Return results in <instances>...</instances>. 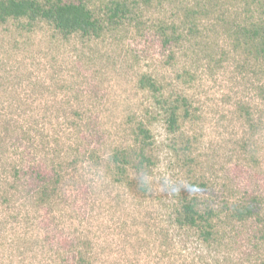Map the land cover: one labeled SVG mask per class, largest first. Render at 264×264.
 Returning <instances> with one entry per match:
<instances>
[{
  "label": "rangeland",
  "instance_id": "obj_1",
  "mask_svg": "<svg viewBox=\"0 0 264 264\" xmlns=\"http://www.w3.org/2000/svg\"><path fill=\"white\" fill-rule=\"evenodd\" d=\"M86 1L106 15L110 0ZM126 1L138 2L139 19L94 41L64 39L45 22L0 26V264H66L61 255L76 259L90 250L92 264H262L264 65L237 49L229 31L247 19L249 0ZM193 9L209 14L193 18ZM173 24L182 38L166 45L160 27ZM144 74L166 94L188 97L190 115L180 111L176 132L168 131L166 114L140 87ZM243 106L259 121L256 132ZM75 109L83 112V131L67 118ZM140 121L155 140L154 165L144 171L147 194L111 185L107 169L83 162L77 171L65 164L72 179L62 185L49 222L44 211L13 197L17 164L29 169L41 155L37 161L48 168L59 165L90 133L98 156L108 157L133 144ZM44 125L53 131L42 135ZM36 146L52 151L46 158ZM247 194L261 195L258 214L221 227L210 246L193 233L164 235L180 198L220 206Z\"/></svg>",
  "mask_w": 264,
  "mask_h": 264
},
{
  "label": "trees",
  "instance_id": "obj_2",
  "mask_svg": "<svg viewBox=\"0 0 264 264\" xmlns=\"http://www.w3.org/2000/svg\"><path fill=\"white\" fill-rule=\"evenodd\" d=\"M143 1L148 4L152 0ZM247 3L249 5L246 10L248 13L247 19L243 22H234L233 28L229 31L234 35L232 37L236 42V48H242L246 53L253 55L259 65L263 66L264 0H249ZM137 5L138 2L136 1L110 0L109 3L104 5L106 15L102 17L98 13L97 8L91 7L86 0H80L79 2H67L64 0H0V26L12 20L27 21L29 27L45 22L53 27L64 39L80 37L83 40L94 41L104 37L107 30L117 29L129 21L138 20ZM192 11L194 12H191L192 15L190 14V16L193 18L197 17L198 13H202L203 16L209 14V10L201 9L197 12L198 10L193 9ZM196 26V23H193L192 27L196 28ZM177 28L175 24L162 25L160 27V33L164 36L166 45L182 38V33H178ZM139 84L142 89L152 93L158 109L160 108L161 112L166 114L165 121L168 131L170 133L176 132L180 111L183 110L185 118L190 115L188 97L166 94L164 87L148 74L142 75ZM262 92H264L263 88ZM242 109L245 111L244 114L246 113V116H248V125L252 131L256 132L259 130L261 127L259 121L253 118V115L245 106ZM24 114H26L25 111L23 112ZM67 116L70 126L76 127L75 131H81V127L83 131L84 124L79 122L80 119L82 121L83 112L75 109ZM36 118L35 122L37 123L39 118ZM52 125L48 128L44 125L42 135H45L44 133L50 134V131H53ZM131 135L134 136L133 144L124 148H117L108 157H99L95 143L92 142L95 137H92L91 140V133L89 135L85 134L82 137L83 142L75 146L74 153H69L64 162L59 165L53 163L50 168L44 164L46 161L42 159L39 162L37 159L42 158L39 154L43 155V152L45 153L44 157L47 158L48 153L46 152L52 151V149H48L47 146V148L36 146V152L39 153V156L31 160L33 161L30 164L32 167L27 169L26 166L17 164L12 169L15 178L14 185L11 188L14 194L13 197L20 195L23 201L33 204L35 210L44 211L45 216H48L46 222H49V216L56 205H58L60 197L63 196L62 189L64 186L62 185L71 176L65 164L77 171L80 170L79 166L83 162L94 164L97 169H107L111 185L123 186L132 193L136 192L139 195L147 194L150 191V184L145 178L144 171L150 170L154 165L151 154L155 146L154 136L144 121H140L137 127L132 129ZM88 140L90 141L88 142ZM245 147H250V143H246ZM30 155L32 153L29 150L28 156ZM30 170L32 171L30 172ZM21 177L25 178L23 182L19 180ZM69 179H72V176ZM20 184L22 186L18 190L17 185ZM195 186L197 185L195 184ZM199 186L205 189L208 188L206 182H201ZM247 195H249L246 198L247 200L241 201L236 198L230 200V202H225V204H219L220 206L215 205V202L212 201L200 203L195 196L180 198V203L171 207L172 210L169 212L167 219L169 225L164 235L168 239L169 232L173 229L177 231V234L182 232L185 234L193 233L201 239L202 243L210 246L214 241H219L217 236L221 233V227L232 226L235 222L245 223L258 214L261 195ZM91 256L92 252L90 250L80 253L76 259L71 256L61 255L60 260L66 264H71V260L74 261L72 264H92L94 262L90 259ZM262 264H264V261Z\"/></svg>",
  "mask_w": 264,
  "mask_h": 264
}]
</instances>
